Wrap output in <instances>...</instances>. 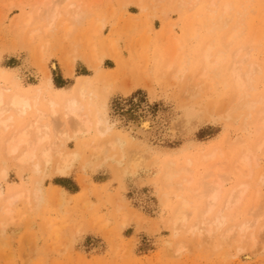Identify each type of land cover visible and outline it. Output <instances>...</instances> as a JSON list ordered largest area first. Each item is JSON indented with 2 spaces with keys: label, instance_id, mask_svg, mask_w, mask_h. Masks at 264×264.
Returning <instances> with one entry per match:
<instances>
[{
  "label": "rangeland",
  "instance_id": "1",
  "mask_svg": "<svg viewBox=\"0 0 264 264\" xmlns=\"http://www.w3.org/2000/svg\"><path fill=\"white\" fill-rule=\"evenodd\" d=\"M49 1L0 0L1 81L7 83L13 76L18 77L22 85L33 87L42 83L43 72L47 70L55 89L70 92L79 76H89L87 82L93 91L94 103L98 108L105 106L108 118L114 121L112 133L115 135L111 134V137L119 139L122 149L110 150L105 158L100 156L98 159L88 157V152L81 149L64 175L50 171L46 174L32 173L28 169L16 167L11 161L0 162V166L4 165L7 170L6 178L0 179L1 189L13 193L23 187L32 193L37 186L41 203L31 210L29 208L32 207L22 201L16 204L17 220L9 224L4 233L0 232V264H264V227H260L264 225V150L261 151L264 148L258 153L254 147L258 144L256 141L262 139L258 136L264 131L252 132V119L254 114L258 117L261 107L238 110L226 119L222 109H226V104H229V94L224 74L217 78L219 83L213 93L201 92L200 96L190 97V100L184 98L181 93L183 89L176 87L168 76H159L161 62L164 66L170 55L175 60L181 52L188 53L191 47L196 50L203 41L210 40L218 48L225 46L224 51L230 59L232 53L239 51V56L247 57L248 63L261 67V71L256 73L257 90L251 98L256 100L263 95L264 0H199V5L184 12L176 11L173 3L166 2L162 3L163 8H152L148 0L139 3L135 0H75L85 11L86 17L72 33L67 34L60 28L59 22L67 18L62 14L63 19L60 17L48 34H37L29 39V30L44 24L41 15L46 4L50 5L56 0ZM211 1L217 10L215 20L218 21L215 22L221 23L220 20H223V27L212 33L205 31L206 26L201 27L200 41L188 40L184 49L178 48L173 52V38L182 36L188 21L196 24L194 14L203 12ZM67 2L57 0L56 3L64 12ZM224 3L232 6L228 13L222 15ZM33 8H36V19L31 24H24L25 13L29 10L33 12ZM97 21L103 23L101 31L96 36H89L90 31L92 34L98 25ZM239 21L242 30L231 40V44L224 45L226 32ZM257 35L259 38L253 39ZM259 35H262L261 38ZM255 38L259 41L255 42ZM41 45H44L47 58L45 70L39 63L40 54L37 53ZM90 45L95 46V60H100L97 66H94L95 60L89 58ZM113 47H118V59L124 64L113 57ZM63 62L73 63L70 76L65 75ZM144 63H147L149 70L153 69L145 77L141 72ZM154 67H158L157 70ZM188 104V108L194 107L195 113L185 117L184 110ZM179 113L183 116L180 117ZM58 115L57 118L53 117L54 120L51 116L47 117L49 120L46 119L48 123L53 121L54 128L59 122L63 123ZM141 117L151 119V129L145 137L129 128L131 121L136 122ZM247 118L252 121L250 124ZM244 122L249 126L244 125ZM56 128L54 130L68 129L64 124ZM246 134L254 137H247ZM236 137H239V141H235ZM249 138L253 139L250 141ZM93 140L94 135L89 133L84 137L74 136L65 144L69 149L79 150L78 146ZM134 147V151L143 149L150 155L145 154L144 164L131 173L126 168V160L131 155L127 152H132ZM243 147L259 154L258 157L256 153L253 155L259 162L255 163L259 165L251 164L252 170L236 163L237 154L242 152ZM214 148L216 150L213 151ZM210 150L212 156H209ZM208 151L210 153L206 154ZM121 153L125 157H119ZM168 157L177 162L179 167L187 157L191 158L194 165L188 168L193 172L196 182L197 174V178L205 173L207 177V171H210L209 174L213 175L204 181L210 183L212 179L225 178L227 182L224 181V189L232 187L242 174L245 179V174L250 176V180L247 179L249 191L243 196L241 205L234 208L232 214L229 213L232 216L227 221V228L225 224L219 233L216 232L214 240L202 239L198 245L195 236L185 235L182 231L174 235L166 223L168 208L160 199L158 166L154 161ZM233 162L237 167H233ZM244 178L240 179L243 181ZM173 191V187L165 191L169 202L175 199ZM85 203L90 206L88 204L85 207ZM195 213L190 211V222L195 219ZM250 213L255 215L251 217ZM123 218L124 225L120 223ZM250 218H253L252 221L255 218L258 220L253 229L257 239L253 252L251 248L248 250V244L244 251L235 250V231V235L232 232L230 241H227L230 244L220 241L221 233L231 228L232 224L238 225ZM216 236L220 238L217 242H222L220 245L216 242ZM179 245L184 246L177 254L173 251Z\"/></svg>",
  "mask_w": 264,
  "mask_h": 264
},
{
  "label": "bare ground",
  "instance_id": "2",
  "mask_svg": "<svg viewBox=\"0 0 264 264\" xmlns=\"http://www.w3.org/2000/svg\"><path fill=\"white\" fill-rule=\"evenodd\" d=\"M68 1L69 2L66 3L67 5L64 9V12L63 9H60L58 7L57 5L58 3H56L57 0L50 2V5L46 4V6L45 3H43V6L45 7L43 10L44 13L42 12L41 15L43 17L41 18L44 20L43 21L44 24H41L39 28L38 27L31 28L28 33L29 39L34 38L35 36H37V34H42V33L48 34L49 31L52 29V27H54L56 22L59 21L62 14L64 16H67V18L64 19L62 22H59L61 23V25H59L60 28L67 34L72 33L75 30L76 26L80 24L82 20L86 17V13L84 10H81L80 4H78V2H76L75 0H68ZM141 1L143 0H135L136 3H139ZM170 1L173 2H169L167 0H148V3L152 6V8H157V7L163 8L162 3L164 2L173 3L175 6L174 8L178 12H184L183 10L190 11L194 9L197 5H199V0H170ZM213 5L214 2L211 1L209 4L205 6L203 12H198V13L196 12L197 14H194L193 16L195 17V19L193 20L195 21L196 24L192 23V21L191 23H189L188 21L182 36L178 38L177 37L173 38L172 40L173 52H175L178 48L184 49L185 44L187 43L188 40L200 41L202 37L199 34L201 27L206 26L205 31L211 33L223 27L224 25L223 20H220L222 21L221 23L218 22L221 25L215 22L217 20V19L215 20L217 10ZM231 6L232 5H230V3H224L222 15L228 13L231 10ZM166 9L167 8L162 9V11L164 12L166 11ZM35 10L33 8V12L29 10V12L25 13L26 16H24V20H23L24 24H31V22L35 18L34 16L36 14ZM39 10L40 9H38V11ZM40 12L38 13L40 14ZM220 14H218V16ZM222 15H220V17ZM41 18L39 19L42 20ZM61 18L63 19V17ZM102 22H99L98 25H96V27L93 29L92 34H91L92 30L90 31L89 36L93 37L98 35L97 33H99L103 27ZM235 23L236 24L234 26L232 25L233 26L232 29L230 28L231 30L228 29V31L226 32L227 36L225 37L226 42L224 43V45H226L229 42L231 44V40L234 39L242 30L241 21ZM226 24L227 23L225 22V25ZM259 36L261 38L262 35ZM254 37H258V35L253 36V39ZM255 39H256L255 42L259 41L257 40V38ZM209 41L208 42L203 41L202 45H200V48L196 50L191 47L188 50L189 51L188 53L181 52L180 55L175 60H173L172 55H170V58L164 64V66H163V62H161L162 67L161 66H160L161 68L159 67L160 68L159 76H161V78L168 76V79H170L173 82V84H175V86L177 85L176 87H181V89H183L181 93L184 94L183 95L184 98L186 99L189 98L188 100H190V97L194 98V96H200L199 94L201 92L211 91L210 93H213L212 91H214L217 88V85L219 83V81H217V78L219 77L221 78V75L224 74L225 75L224 79H226L225 86L227 88L226 89L227 93L229 94L228 95L229 104H226L228 106L226 107V109H222L224 111L223 112L224 114L223 113L221 114H223L224 118L228 119L231 118L233 116V113H235L238 110H242V109L250 110L259 106L261 108L258 111V117L256 114H254V117L252 116L254 118L252 119L253 122L249 120L250 118L247 119L249 120L248 121L249 124L251 122L253 124L252 132L254 131L257 133L260 131H264V116H263L264 94L257 97L256 100H253L251 98L252 93H254L257 90V85L255 81L256 73L258 71H261L260 70L261 67L260 66L256 67L254 63H250V62L248 63L247 57L245 58L239 56V51L232 53L233 55L230 59L229 56L227 57L226 51H224L225 46H221L220 48H218L214 43H212V41L211 42ZM250 43L252 44V42ZM43 47L44 45H41L40 48H38L39 52L37 50V53L40 54L39 63L43 65L42 68L45 70L44 65L46 63L47 58L45 54V48ZM117 49L118 47L117 48L113 47L112 50L114 55L113 57L116 60H118L120 64H124L123 63L124 61L118 59L120 52H118L119 49L118 50ZM89 51H90L89 58L92 57L95 60L96 59L95 46L90 45ZM99 62L100 60L99 61L95 60L94 66H97ZM62 64L64 67L63 69L65 75L70 76L73 70V63L70 62L69 64L68 63L66 64L63 62ZM263 65L264 64H262V66ZM157 68L158 67H156L155 70H157ZM152 70H153L152 68H150L149 70L147 63H144V65L141 67V72L144 77L148 76L149 71ZM43 73H44V78L42 83L39 85H35L33 87H27L22 85L18 77L16 78L13 76L8 79L7 83H4L5 81H1L3 80V77L0 74V162L5 163L7 161H11L16 167L22 169H28L32 173L41 172L43 174H46L48 173V171H50L58 175H64L72 165L73 160L77 157L78 152L81 149H85L88 152V157H93L95 159L100 156L106 157L110 150L122 149L121 142L119 141V139H117L116 137H111V134H113L112 132L114 130L113 129L114 121L111 122L110 119L108 118L107 113L104 109L105 106L103 107L101 105L102 108L101 107L98 108L94 103L95 100H93V91L90 90L89 83L87 82L89 76H79L78 81L73 85L71 91L64 92L54 88L51 77L47 70L44 71ZM186 99L185 101H188ZM181 103L183 104L182 101ZM194 104L195 103H193V105ZM188 105L189 106H187L186 108L183 107L185 108V110L183 109L185 112V114L183 113L185 117L191 115L192 113H195L193 109L194 107L188 108L190 107V104ZM57 114H59L58 115L59 118L63 121V123L59 122L58 126L60 124H64L66 125V127H68V129L63 131H59L60 129L54 130V129H58L56 128L58 127L56 126L57 124L56 125L55 123L53 124L56 126L54 128L52 126L53 123L52 120H51L52 123L50 122L51 124L46 121L47 117L50 116L54 120L53 117H56ZM182 116L180 115V117ZM243 116L245 115L243 114ZM248 123L244 122V125L245 124L248 125ZM244 127L243 129L245 130L246 127L245 128ZM129 128L131 131H134L136 134L143 135L145 137V135L147 136L148 132L151 129V119L148 117H141L136 122L131 121V123H129ZM247 132H248L247 134H250L249 131ZM89 133H92L94 135L93 142H84L81 146H78L79 150L67 148L65 144L66 141H69L72 137L77 135H82L84 137ZM247 134L245 136H247ZM262 135L258 136L259 139L262 138L261 140L256 141L258 144L255 143V145L256 144L257 145L256 146L253 145L254 147H256L255 150H257V152L260 151L262 148H264V133ZM249 136L250 135H248L247 137ZM252 136L254 137V135ZM236 138L237 140L235 141H239L238 140L239 137ZM252 139L253 138H249L250 141ZM130 141H132V138ZM227 142H229V140ZM245 144H246L245 142L244 145L242 143L243 146H245ZM233 145H235V143H233ZM239 148L241 149V147ZM244 148L245 147H243V150ZM134 149L135 147L132 148L133 150L132 152L129 151L127 152V154L131 153V155L129 154L130 157L129 156L127 157L126 154L127 160L125 159L127 163L126 168L131 173H135V171L142 164H144L143 162L145 160V154L147 153V151L143 149L135 150V151ZM214 150H216V148H214L213 151ZM243 150H241L242 151L240 152L241 154L240 153L237 154L238 155L236 161L237 164L239 163L242 166H246L249 168L251 164H256L255 162H258L255 159L256 156L255 157L253 156L256 152L255 153L252 152L253 150L251 151L250 148L244 151ZM263 150L264 149H262L261 151ZM210 152L211 155L209 154ZM210 152L208 151V153L206 154L212 156V151L210 150ZM215 153H217V151ZM112 154L114 153L112 152ZM147 155L148 154H146V156ZM258 156L259 154L257 155V157ZM119 157H125V156L123 155V153H121ZM176 163L169 157L160 159L159 161L158 160L154 161V164H157L158 166L157 173H158V182L160 186V193H159L160 199L166 204L168 208V216L166 218V223L168 224L171 232L174 235L182 231L184 232V234L188 233L195 236L196 237L195 240L197 239L195 243L197 242L198 245L199 243L201 244L202 239L204 241L206 239H208V241L209 240L212 241L215 238L216 232L220 231L225 226H226L225 228H227L228 226L227 221L228 219H230L229 217L232 216L231 214L233 209L234 208L236 209V207L238 208V206L241 205L242 202L241 200L246 196L245 194L249 191L248 188L250 187L249 185L250 176H248V174H245L247 175L245 179L241 171H239L240 169L239 170L237 169V171H239L242 174V175L240 174L241 175L240 176L238 173L240 178H244L245 180L243 179L242 181L239 178L238 181L232 185V187H229L228 189L227 188L224 189L225 186L224 181H226L224 180L225 178L224 179L220 177L215 179L210 178L209 180L212 179L210 183H206L204 181L209 175L211 176L212 173L209 174L210 171H207L208 173L207 177H206V173L205 175L204 174L201 175L202 173L201 172L199 173L201 175L200 178H197L198 177L197 174L196 180L197 179L198 180L196 182L193 172L188 168L189 166L194 165L193 160L191 158L187 157V159H185V162L184 161L182 162L184 164L181 167H179ZM234 165L233 167H237V165L235 166ZM256 165L258 166L259 164ZM249 170H252L251 167ZM121 174H123V171ZM6 176H7V170L4 167V165H2L0 166V179L4 180ZM248 178L249 180H247ZM170 187L174 188L173 192L175 199L172 202H169V200L166 199L167 195L165 192L166 189ZM39 198H40V189L37 186L34 187L32 193H30L28 189L23 187H21L15 192L13 191V193L4 192L0 188V215H1L0 232L4 233L5 228L9 224L14 223L15 220H17V217L15 216V206L19 201H22L27 206L32 207V208L28 207L29 210H31L34 208L36 209V207L41 204V203L39 204L40 201ZM88 204H86L85 207ZM88 206H90V204ZM190 211H194L197 213V214L195 213L196 217H193L195 219L192 220V222H190V218H189ZM229 213H231L230 216ZM252 215L255 214H251V217ZM250 219L238 225L232 224L234 226L231 225L230 226L231 228L226 229L225 232H223V234L221 233L220 238L222 240H220V238L218 239L217 236H219V234H217L216 242L217 240H220L223 242V244L224 243L230 244V242L227 241H230V238L232 236L231 234L232 232L235 231L237 232L236 233L237 238L235 239L236 242L235 250L238 252L244 251L247 248L246 244H248L249 245L248 250H250L251 248L252 250L251 252H253V250H255L256 248V243H257L256 241L257 239L255 236L256 233L253 232V229L256 223L258 222V220L256 221V218L254 221ZM120 223L124 225L125 218H123ZM104 225L105 222H103V226ZM260 227H264V225ZM256 230H258V227H256ZM205 243H207V241ZM218 243L219 242H217V244ZM182 246L179 245L177 248L174 249L173 252H176L178 254V252L183 249Z\"/></svg>",
  "mask_w": 264,
  "mask_h": 264
}]
</instances>
